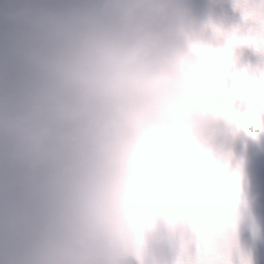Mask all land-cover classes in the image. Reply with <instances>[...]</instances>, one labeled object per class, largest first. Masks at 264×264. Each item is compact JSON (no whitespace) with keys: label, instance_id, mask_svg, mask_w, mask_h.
Listing matches in <instances>:
<instances>
[{"label":"clouds","instance_id":"9594fccd","mask_svg":"<svg viewBox=\"0 0 264 264\" xmlns=\"http://www.w3.org/2000/svg\"><path fill=\"white\" fill-rule=\"evenodd\" d=\"M247 23L199 28L186 0L26 6L0 86V264H146L152 243L187 253L237 236L252 201L243 163L209 124L264 133V6Z\"/></svg>","mask_w":264,"mask_h":264},{"label":"snow or ice","instance_id":"6c2138e0","mask_svg":"<svg viewBox=\"0 0 264 264\" xmlns=\"http://www.w3.org/2000/svg\"><path fill=\"white\" fill-rule=\"evenodd\" d=\"M253 5L264 6V0H244L243 3H237V7L245 13ZM244 19H247V14ZM259 71L264 72V68ZM179 264H251V261L244 256L237 236H221L213 240H203L187 253L180 251Z\"/></svg>","mask_w":264,"mask_h":264}]
</instances>
